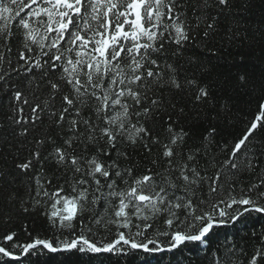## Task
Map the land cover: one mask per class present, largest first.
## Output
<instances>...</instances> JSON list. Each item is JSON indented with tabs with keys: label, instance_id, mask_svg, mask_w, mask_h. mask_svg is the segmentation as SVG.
<instances>
[{
	"label": "snow or ice",
	"instance_id": "1",
	"mask_svg": "<svg viewBox=\"0 0 264 264\" xmlns=\"http://www.w3.org/2000/svg\"><path fill=\"white\" fill-rule=\"evenodd\" d=\"M252 3L0 0V264H264Z\"/></svg>",
	"mask_w": 264,
	"mask_h": 264
},
{
	"label": "trees",
	"instance_id": "2",
	"mask_svg": "<svg viewBox=\"0 0 264 264\" xmlns=\"http://www.w3.org/2000/svg\"><path fill=\"white\" fill-rule=\"evenodd\" d=\"M250 12H251L252 24H255V22L258 21V19L260 18L261 14H264V0H253ZM261 67L262 65L260 63L259 56L253 55V58L249 61V71H252L255 75L258 76L260 74ZM115 259L116 258L113 257L114 261ZM166 259H167V256L165 255V260ZM185 264H187V261H185Z\"/></svg>",
	"mask_w": 264,
	"mask_h": 264
}]
</instances>
